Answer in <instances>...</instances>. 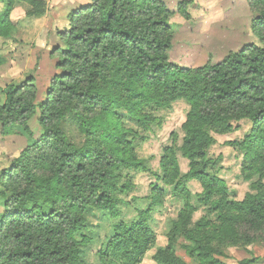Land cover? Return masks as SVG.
Segmentation results:
<instances>
[{
    "label": "trees",
    "instance_id": "1",
    "mask_svg": "<svg viewBox=\"0 0 264 264\" xmlns=\"http://www.w3.org/2000/svg\"><path fill=\"white\" fill-rule=\"evenodd\" d=\"M1 2L0 40L16 36V8L24 4L27 18H41L50 7L47 0ZM247 2L259 43L195 67L170 60L173 11L165 0H90L68 13V28L58 33L62 45L51 53L57 72L43 95L36 77L27 75L8 83L0 98L2 133L20 125L32 135L28 122L37 113L44 129L1 175L0 264H89L82 256L91 242L88 209L121 219L134 174L150 171L136 151L140 133L126 121L147 129L157 112L180 100L189 105L182 145L167 147L161 161L164 183L184 202L168 241L157 245L149 208L118 221L99 252L101 264H142L151 251L154 264H190L177 253L180 240L196 264H226L219 259L224 249L264 243V0ZM180 11L186 14L183 5ZM6 62L0 54V67ZM70 114L82 146L65 133ZM242 119L252 122L251 132L232 145L244 153L246 179H257L251 183L256 193L239 201L230 197L209 150L215 133L232 132ZM178 150L189 161L185 175ZM191 180L201 193L188 189ZM164 194L159 191V203ZM199 208L204 213L194 221Z\"/></svg>",
    "mask_w": 264,
    "mask_h": 264
},
{
    "label": "rangeland",
    "instance_id": "2",
    "mask_svg": "<svg viewBox=\"0 0 264 264\" xmlns=\"http://www.w3.org/2000/svg\"><path fill=\"white\" fill-rule=\"evenodd\" d=\"M48 13L41 18H27L24 7H19L12 15L18 26V32L12 39L0 40V54L7 58V64L0 71V98L3 100V88L10 82H20L27 75H34L40 95L46 91L53 75L57 72L56 60L51 57L55 47L62 43L59 31L68 27V13L90 0H47ZM173 11L170 23L174 30L173 48L170 60L181 66H200L209 60L218 62L229 52L238 51L250 43H259L251 30L255 17L247 0H165ZM24 5V4H23ZM184 6L186 14L180 11ZM26 7V5H24ZM3 9L0 0V11ZM189 105L186 101L174 102L170 107L156 113L157 121L147 129L140 128L132 121L126 125L139 131L136 137V151L139 157L147 159L149 172L134 174V188L126 197L128 205L122 208L121 219H114L97 208H89L86 215L89 221V245L83 248V259L89 264H101L99 252L115 234V225L122 219L136 218L141 212L151 208L149 222L158 236L157 245H165L168 233L177 220L184 206L181 198L174 196L173 187L164 183L161 161L164 151L174 143L181 147L183 140L182 125L186 120ZM39 113L32 117L28 124L33 134L23 132L20 125H14L11 134L2 133L0 125V182L5 169L10 167L13 159L38 138L43 127L38 122ZM234 130L226 134L215 133V143L209 150V156L219 161L218 174L229 188L230 197L242 201L250 193H256L251 183L257 177L247 180L244 174V153L232 143L243 142L250 134L252 122L242 119L233 123ZM64 130L69 140L82 146L85 138L79 129V123L73 114L64 121ZM178 164L182 175L189 171V161L183 153L177 152ZM264 183V180H263ZM193 193H201L199 182H187ZM165 191L162 201L158 202L159 191ZM1 192V185H0ZM3 198L0 195V213L4 211ZM203 208L194 214L198 220ZM180 240L177 253L190 264H196L182 248ZM151 251L142 264H154ZM226 264H239L245 259L248 264H264V243L253 242L243 246L228 247L219 257Z\"/></svg>",
    "mask_w": 264,
    "mask_h": 264
},
{
    "label": "crops",
    "instance_id": "3",
    "mask_svg": "<svg viewBox=\"0 0 264 264\" xmlns=\"http://www.w3.org/2000/svg\"><path fill=\"white\" fill-rule=\"evenodd\" d=\"M2 6H3V3H2ZM23 6H24V5H23ZM24 7H25V6H24ZM18 8H19V7H18ZM18 8H16L15 10H17ZM15 10H14V12H15ZM14 12H13V13H14ZM67 28H68V27H66L65 29H67ZM65 29H64V30H65ZM3 55H4V54H3ZM4 56H5V55H4ZM5 57H6V56H5ZM6 64H7V62H6L3 66L0 67V70H1L2 68H4ZM5 68H7V67H5ZM1 72H2V71H0V73H1Z\"/></svg>",
    "mask_w": 264,
    "mask_h": 264
}]
</instances>
